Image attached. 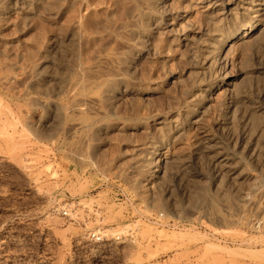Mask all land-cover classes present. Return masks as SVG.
I'll use <instances>...</instances> for the list:
<instances>
[{"label":"rangeland","instance_id":"374dc122","mask_svg":"<svg viewBox=\"0 0 264 264\" xmlns=\"http://www.w3.org/2000/svg\"><path fill=\"white\" fill-rule=\"evenodd\" d=\"M261 1L0 0V264H264Z\"/></svg>","mask_w":264,"mask_h":264},{"label":"bare ground","instance_id":"6f19581e","mask_svg":"<svg viewBox=\"0 0 264 264\" xmlns=\"http://www.w3.org/2000/svg\"><path fill=\"white\" fill-rule=\"evenodd\" d=\"M14 1V0H13ZM146 1V0H145ZM164 1V0H163ZM256 1V0H255ZM258 1V0H257ZM263 1V0H262ZM261 1V2H262ZM33 2H35V1H33ZM214 2V1H213ZM13 3V2H12ZM84 3V2H83ZM202 3V2H201ZM249 3H251V2H249ZM20 4H21V2H20ZM79 4V3H78ZM77 4V5H78ZM206 5V4H205ZM19 6V5H18ZM212 6V5H211ZM214 8V7H213ZM242 8V7H241ZM249 8H250V10H252V15H251V20L248 22V23H246V25L244 26V28H243V30H242V32H240V31H238L237 33L236 32H234V30H232V29H230V30H228V31H226L225 33H223L222 35H220L221 36V38H219L220 40H221V42L219 43V45L217 44V45H215V46H213V48H212V51H213V53L215 54V55H220V53H227V52H229L233 47H235V46H238V45H241V44H245V43H248L253 37H256L259 33H261L263 30H264V25H262V27H261V25H260V21H262V16H261V14H260V12H259V10H260V8L261 7H259V8H257V7H253V6H249ZM263 8V7H262ZM218 9V8H217ZM206 11V10H205ZM216 11V10H215ZM264 11V10H263ZM6 12V11H5ZM26 13V12H25ZM92 13V12H91ZM19 14V13H18ZM51 14V13H50ZM205 16V15H204ZM186 17V16H185ZM78 18V17H77ZM77 18L75 19V20H77ZM74 20V21H75ZM136 20V19H135ZM180 21V20H179ZM228 21V20H227ZM89 24V23H88ZM224 24V23H223ZM263 24V23H262ZM71 27V26H70ZM216 28V27H215ZM82 29V28H81ZM181 29V28H180ZM191 32V31H190ZM86 33V32H85ZM214 36H215V34H213V38H214ZM88 37V36H87ZM127 38V37H126ZM189 39V38H188ZM208 39V38H207ZM125 44V43H124ZM129 44V43H128ZM131 45V44H130ZM49 47V46H48ZM209 48V47H208ZM263 51H264V49H263ZM206 52V51H205ZM69 53V52H68ZM241 55V54H240ZM73 56V55H72ZM114 58V57H113ZM72 60H74V59H72ZM238 60V59H237ZM18 61V60H17ZM208 61V60H207ZM221 61V60H220ZM99 62V61H98ZM215 62V61H214ZM224 62V61H223ZM227 62V61H226ZM9 63V62H8ZM218 63V62H217ZM15 64V63H14ZM97 64V63H96ZM22 66V65H21ZM53 67V66H52ZM91 67H93V66H91ZM239 67V66H238ZM25 68V67H24ZM221 68V67H220ZM71 69V68H70ZM262 69V68H261ZM11 70V69H10ZM29 71V70H28ZM27 71V72H28ZM80 71V70H79ZM100 71V70H99ZM106 71V70H105ZM30 72V71H29ZM102 72V71H101ZM15 73V72H14ZM32 73H34V72H32ZM111 73V72H110ZM109 73V74H110ZM116 73V72H115ZM259 73V72H258ZM31 74V73H30ZM103 74H105L106 75V73H103ZM121 74V73H120ZM119 74V75H120ZM219 74V73H218ZM28 75V74H27ZM36 75V74H35ZM88 75V74H87ZM93 75V74H92ZM118 75V76H119ZM123 75V74H122ZM221 75V74H220ZM29 76V75H28ZM33 76V75H32ZM25 77V76H24ZM96 77V76H95ZM230 77V76H229ZM14 78V77H13ZM28 78V77H27ZM228 78V77H227ZM226 78V79H227ZM22 79H24V78H22ZM95 79V78H94ZM225 79V80H226ZM26 80V79H25ZM230 80V79H229ZM18 81V80H17ZM33 81V80H32ZM93 81V80H92ZM227 81V80H226ZM225 81V82H226ZM101 82V81H100ZM218 82V81H217ZM4 83V82H3ZM89 83H91V81L89 82ZM27 84H29V83H27ZM65 84V83H64ZM215 84V83H214ZM226 84H228V85H232L233 84V82H231V81H227L226 82ZM26 86V85H25ZM10 87V86H9ZM211 87H214L213 85L211 86ZM230 87V86H229ZM228 87V88H229ZM17 88V87H16ZM57 88V87H56ZM225 88V87H224ZM227 88V89H228ZM12 89V88H11ZM63 88H62V86H61V88H60V90L58 91V93L60 92V91H64V89L62 90ZM225 90V89H224ZM227 91V90H226ZM230 91V90H229ZM62 92H60V93H62ZM216 92V91H215ZM53 95V94H52ZM217 95V94H216ZM208 96V95H207ZM58 97V96H57ZM190 97V96H189ZM81 99V98H80ZM97 99H98V97H97ZM96 99V100H97ZM41 100V99H40ZM86 100V99H85ZM94 100V99H93ZM248 100V99H247ZM39 101V100H38ZM89 101V100H88ZM16 102V101H15ZM32 102V101H31ZM42 102V101H41ZM41 102H40V104H41ZM46 102V101H45ZM72 102V101H71ZM211 102V101H210ZM241 102V101H240ZM25 103V102H24ZM35 103V102H34ZM47 103V102H46ZM109 103V102H108ZM233 103V102H232ZM17 104H19V103H17ZM16 104V105H17ZM96 104V103H95ZM235 104V103H234ZM27 105V104H26ZM36 105V104H35ZM71 105V104H70ZM69 105V106H70ZM76 105V104H75ZM20 106V105H19ZM31 106V105H30ZM63 106V105H62ZM92 106H94V105H92ZM219 106V105H218ZM231 106V105H230ZM21 107V106H20ZM19 107V108H20ZM24 107V106H23ZM87 107V106H86ZM183 107V106H182ZM7 108V107H6ZM79 108H82V107H79ZM88 108V107H87ZM215 108V107H214ZM19 110V109H18ZM41 110V109H40ZM97 110V109H96ZM77 111V110H76ZM101 111V110H100ZM202 111V110H201ZM210 112V111H209ZM94 113V112H93ZM183 113V112H182ZM215 113H217V112H215ZM19 114V113H18ZM199 114V113H198ZM7 115V114H6ZM103 115V114H102ZM101 115V116H102ZM174 115V114H173ZM239 115V114H238ZM207 116H209V115H207ZM207 116H205V117H207ZM16 117H17V115H16ZM19 117V116H18ZM23 117V116H22ZM22 117H21V119H22ZM178 117V116H177ZM0 118H2L1 116H0ZM5 119V118H4ZM214 119H216V117L214 118ZM3 120V119H2ZM199 120V119H198ZM25 121V120H24ZM215 121V120H214ZM220 121V120H219ZM213 122V121H212ZM211 122V123H212ZM216 122V121H215ZM24 124H25V122H23ZM43 123V122H42ZM46 123V122H45ZM173 123V122H172ZM214 123V122H213ZM220 123V122H219ZM14 128H16L15 129V132H17L16 130H17V121L15 120V121H12L11 123H10ZM76 124V123H75ZM202 124V123H201ZM4 125V124H3ZM3 125H1V126H3ZM48 125H49V123H48ZM205 125V124H204ZM218 125V124H217ZM74 126V125H73ZM25 127V126H24ZM23 127V128H24ZM181 127V126H180ZM195 127V126H194ZM199 127H200V125H199ZM20 128V127H19ZM202 128V127H201ZM2 129V128H1ZM1 129H0V131H1ZM211 129V128H210ZM4 130V129H3ZM2 130V131H3ZM21 131V130H20ZM98 131V130H97ZM190 131V130H189ZM230 131V130H229ZM4 132V131H3ZM2 132V133H3ZM6 132V131H5ZM19 132V131H18ZM1 133V132H0ZM200 133V132H199ZM7 134H8V132H7ZM205 134H207L206 132H205ZM222 134V133H221ZM1 135V134H0ZM9 135V134H8ZM21 135V134H20ZM19 135V136H20ZM184 135V134H183ZM193 135V134H192ZM223 135V134H222ZM227 135V134H226ZM4 136H5V138H6V141H8L7 139H12V140H10V142L9 143H12L13 141L15 142V140H13V138L14 137H12L11 138V135H10V137L8 136V138H7V136H6V134H4ZM13 136V135H12ZM245 137V136H244ZM17 138V137H16ZM88 138V137H87ZM181 138V137H180ZM198 138V137H197ZM224 138V137H223ZM184 139V138H183ZM202 139V138H201ZM234 139V138H233ZM246 139V138H245ZM23 140V139H22ZM12 141V142H11ZM255 141V140H254ZM13 142V144H11L12 146L15 144V147H16V142L14 143ZM33 142V141H32ZM31 142V143H32ZM26 143V142H25ZM196 143V142H195ZM221 143H222V141H221ZM6 144H7V142H6ZM249 144V143H248ZM9 145V144H8ZM242 145V144H241ZM5 146V145H4ZM7 146V145H6ZM11 146V147H12ZM22 146V145H21ZM20 146V147H21ZM178 146V145H177ZM28 147V146H27ZM26 147V148H27ZM247 147V146H246ZM13 148V147H12ZM160 149L161 148V146L160 145H157V147H155L154 148V150L155 149ZM239 148V147H238ZM253 148V147H252ZM15 149V148H14ZM19 149H21V148H19ZM185 149V148H184ZM196 149H197V152H199V153H201V154H203L204 156H206V157H208V156H210L211 157V159H212V161H216L217 163H219V164H221L223 167H227L228 168V170H231L232 171V173H236L237 171H238V169L240 168H238V166L236 167V166H232L233 165V161H241V158H235V153H231V152H229V151H227L226 149H224L223 148V146L220 144V140H218L217 138H215L214 136H211V135H205V137L199 142V144H198V146L196 147ZM251 149V148H250ZM2 150V149H1ZM4 150V149H3ZM8 150V149H7ZM14 151V150H13ZM170 152V151H169ZM154 153V151H150V154L149 155H151V154H153ZM160 153H162L161 151H160ZM164 153V152H163ZM246 153V152H245ZM3 154V153H2ZM27 154V153H26ZM248 154V153H247ZM7 155V154H6ZM163 155V154H162ZM196 155V154H195ZM10 156V155H9ZM164 156L167 158V155H165L164 154ZM5 157V156H4ZM165 158V159H166ZM169 158H173V157H168V162H169V160H171V159H169ZM196 158V157H195ZM155 159V158H154ZM19 160H20V158H19ZM33 160H34V158H33ZM36 161V160H35ZM164 161V160H163ZM162 163V162H161ZM161 165V164H160ZM152 167V166H151ZM158 167V166H157ZM159 168V167H158ZM227 170V171H228ZM222 171V170H221ZM158 173V172H157ZM219 175V174H218ZM236 176H239V174H236ZM217 177V176H216ZM219 178V177H218ZM231 178V177H230ZM229 178V179H230ZM240 179V178H239ZM245 181V180H244ZM262 191H264V190H262ZM243 194V193H242ZM240 195V194H239ZM259 199H261V198H259ZM259 201V200H258ZM254 204H257V203H254ZM213 205V204H212ZM254 207V206H253ZM204 219V218H203ZM204 221V220H203Z\"/></svg>","mask_w":264,"mask_h":264},{"label":"built area","instance_id":"2783aa9c","mask_svg":"<svg viewBox=\"0 0 264 264\" xmlns=\"http://www.w3.org/2000/svg\"><path fill=\"white\" fill-rule=\"evenodd\" d=\"M65 214H66V212H65Z\"/></svg>","mask_w":264,"mask_h":264}]
</instances>
